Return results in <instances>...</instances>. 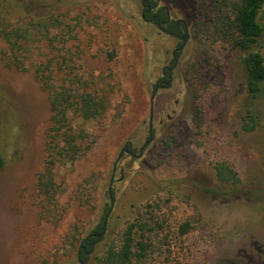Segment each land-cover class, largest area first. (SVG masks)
Returning a JSON list of instances; mask_svg holds the SVG:
<instances>
[{
    "label": "rangeland",
    "instance_id": "374dc122",
    "mask_svg": "<svg viewBox=\"0 0 264 264\" xmlns=\"http://www.w3.org/2000/svg\"><path fill=\"white\" fill-rule=\"evenodd\" d=\"M19 1L34 23L10 15L24 34L16 57L0 38V264H81L82 241L104 219L87 264L120 249L131 223L151 228L136 235L148 255L133 264H264V116L244 129L255 106L232 43L225 2L235 0H160L189 36L159 89L181 45L142 18V0ZM254 50L264 55V38ZM47 76L106 105L96 119L74 116L88 150L54 167L53 188L38 179ZM220 164L237 186L220 183Z\"/></svg>",
    "mask_w": 264,
    "mask_h": 264
},
{
    "label": "trees",
    "instance_id": "16d2710c",
    "mask_svg": "<svg viewBox=\"0 0 264 264\" xmlns=\"http://www.w3.org/2000/svg\"><path fill=\"white\" fill-rule=\"evenodd\" d=\"M144 1L152 7L158 6L157 0ZM225 3L232 15L230 21L231 30L234 33L232 43L235 48L245 54L242 57V65L245 71L246 91L255 106L247 109L249 122L244 124V129L254 131L264 116V55L254 50L264 38V24L261 21L264 0H235ZM0 12L5 14L0 22V38L7 41L16 57V52L22 46L19 40L24 37V34H21L19 29L11 28L10 15L19 13L20 20L29 19L31 24L34 23V16L19 0H0ZM156 15V23L173 36L185 35L186 24L180 20L170 19L166 7H158ZM146 17L149 18V16ZM38 23L39 27L47 28L49 25L44 22ZM50 79L51 76H47L44 81L51 113L50 127L45 144V168L38 178L39 185L47 188L54 187L53 169L57 164L72 163L88 150L83 146L86 133L84 130H77L74 125V116L89 121L99 117L106 108L104 99L96 94L81 91L70 85L57 88ZM131 152L135 153L133 150ZM4 165L5 160L0 156V168ZM216 170L222 185H226L230 180L233 181V187L238 185L239 179L233 168L220 164ZM109 211L110 207H107L104 218ZM104 220L82 241L78 252L81 264L89 262L94 247L103 240ZM147 231H151V228H148L145 223H131L123 235L121 248L111 247L102 258L97 259L95 264H133L134 260H145L148 255V246L142 241L136 242V235L141 233L144 239Z\"/></svg>",
    "mask_w": 264,
    "mask_h": 264
},
{
    "label": "flooded vegetation",
    "instance_id": "af4514ba",
    "mask_svg": "<svg viewBox=\"0 0 264 264\" xmlns=\"http://www.w3.org/2000/svg\"><path fill=\"white\" fill-rule=\"evenodd\" d=\"M161 1L160 0H157V4L158 6L157 7H152L150 4H146L144 0H142V8H143V13H142V18L146 21V22H149L151 24H155L157 26V28L169 35V36H172L176 39H178L180 41V47L177 48L176 50L173 51V60H172V64L170 66H166L164 69H163V74H164V77L162 78V80H159L156 84V89H159L160 87H165L167 85V83L169 84V80L171 79L170 75L171 73L175 70L176 68V65H177V62H178V55L180 54V51L181 50V47L183 45H186L187 41H188V36H189V30H188V25L187 23L184 21V20H181V19H174L171 14H170V11H169V8L167 6H161L160 5ZM158 7H166L169 11V15H170V19H174V20H180V21H183L185 24H186V31H185V35H182V36H173L172 33L166 31L165 29H163L162 27H160L157 23H156V20H157V10H158ZM146 16H149V18H147ZM132 149L127 146L125 152H128L130 154H132Z\"/></svg>",
    "mask_w": 264,
    "mask_h": 264
},
{
    "label": "water",
    "instance_id": "95a60500",
    "mask_svg": "<svg viewBox=\"0 0 264 264\" xmlns=\"http://www.w3.org/2000/svg\"><path fill=\"white\" fill-rule=\"evenodd\" d=\"M184 47H185V45H183V46L181 47V50H182Z\"/></svg>",
    "mask_w": 264,
    "mask_h": 264
}]
</instances>
